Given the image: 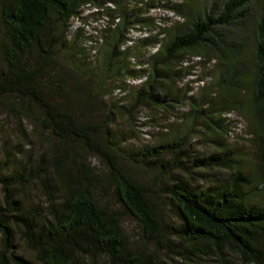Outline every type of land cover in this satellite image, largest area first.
<instances>
[{
	"label": "trees",
	"instance_id": "1",
	"mask_svg": "<svg viewBox=\"0 0 264 264\" xmlns=\"http://www.w3.org/2000/svg\"><path fill=\"white\" fill-rule=\"evenodd\" d=\"M251 1L0 0V107L50 141L35 154L0 142V264H264V6L248 28ZM195 58L210 82L193 95Z\"/></svg>",
	"mask_w": 264,
	"mask_h": 264
},
{
	"label": "rangeland",
	"instance_id": "2",
	"mask_svg": "<svg viewBox=\"0 0 264 264\" xmlns=\"http://www.w3.org/2000/svg\"><path fill=\"white\" fill-rule=\"evenodd\" d=\"M262 5L264 6V0H252L251 4H250V16L248 18V28H253L250 27V24L254 23V21L258 20L259 15L261 13L260 8L262 7ZM96 10L97 8L91 7V9L85 10V12L83 13V15H90V18H88L89 22L88 24H86V29L93 33L96 30V26L99 27V24L103 23L102 18L100 19V17L102 15L100 14H96ZM95 12V13H94ZM152 12L155 13V15L157 14H165L166 12L162 9H153ZM93 13V14H92ZM173 18L174 21L175 20H180L179 17H177L176 15H174L173 13H169ZM93 15V16H92ZM92 22V23H91ZM135 36H137L139 34V32H137L135 30V32L133 33ZM194 65H195V73L192 74L191 80H189V84L192 86L191 87V92L194 94H197L198 91L200 90L201 86L206 85L207 83L210 82V78H204V64L203 62L199 59V58H195L194 59ZM191 63V62H190ZM202 78H201V77ZM131 82V81H130ZM133 82H139L137 79H133ZM187 82V81H186ZM118 94V95H117ZM117 96L123 97L125 96L124 93L120 92V93H116ZM17 114H11L8 113L6 110H4L3 108L0 107V129L2 127H4V129L0 130V142H4L5 140H7V142H10V144L12 143H17L20 142L21 144L26 142V150H30L33 154L37 153L38 151H41L42 149H45L46 146H50V141H48V137L45 135H41L39 133V131H37L36 129L34 130L33 125H31L26 119H20L17 117ZM240 120V124L239 125V129L237 130L236 136L233 137V140H230L229 143L237 148L240 149V146H245L243 144V139L239 138L240 136L245 137V139L248 138L249 135V131H247V123L246 120H243L242 118H238ZM148 119L146 117H139L136 121L137 125L136 127H142L143 128V133H141L143 135L144 140H150L149 138H155L156 137V133L158 132V130L154 129L152 126L150 125H146ZM173 121V119L171 120ZM175 122V121H174ZM142 123V125H146V126H140V124ZM21 126L20 124L24 125V128L27 129V138L25 139L23 137V135L18 132V130L16 129L17 126ZM162 128V127H161ZM246 128V130H245ZM7 138V139H5ZM204 139L203 137H194L192 140V144L195 147L194 151L196 153V155H203V154H207L209 153V151L212 149L211 145H204ZM245 150H248V147L244 148ZM212 173H215L217 176H225L228 174L227 170H220L218 172L213 171ZM140 178L143 179H148V181L150 180V175L146 176L145 174L140 173L138 175ZM213 176V175H211ZM199 183L202 186H208L209 184L212 183V180L209 179L207 181L205 180H201L199 181ZM2 190L0 188V200H2ZM166 211V210H165ZM167 214V212H165ZM170 218V217H169ZM127 224H128V233L129 235H131V239H136L137 238V227H136V222L131 220L130 218L127 219ZM227 259L228 261H226L225 263L219 261L217 259V257L215 256L213 259H209V260H204V264H243L240 260V258L232 253H228L227 255Z\"/></svg>",
	"mask_w": 264,
	"mask_h": 264
}]
</instances>
